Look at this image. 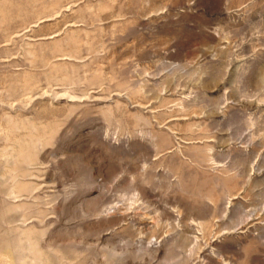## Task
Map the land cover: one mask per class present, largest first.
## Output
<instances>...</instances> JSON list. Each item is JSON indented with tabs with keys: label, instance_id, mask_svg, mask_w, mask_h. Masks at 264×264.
<instances>
[{
	"label": "rangeland",
	"instance_id": "rangeland-1",
	"mask_svg": "<svg viewBox=\"0 0 264 264\" xmlns=\"http://www.w3.org/2000/svg\"><path fill=\"white\" fill-rule=\"evenodd\" d=\"M0 264H264V0H0Z\"/></svg>",
	"mask_w": 264,
	"mask_h": 264
}]
</instances>
